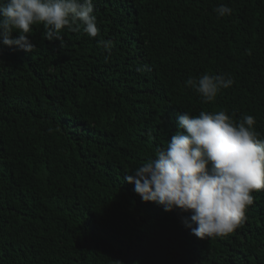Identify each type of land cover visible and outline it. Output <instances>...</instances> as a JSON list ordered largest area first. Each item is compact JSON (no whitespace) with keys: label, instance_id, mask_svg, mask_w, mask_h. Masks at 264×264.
Masks as SVG:
<instances>
[{"label":"trees","instance_id":"16d2710c","mask_svg":"<svg viewBox=\"0 0 264 264\" xmlns=\"http://www.w3.org/2000/svg\"><path fill=\"white\" fill-rule=\"evenodd\" d=\"M93 3L96 37L35 25L34 51L0 44V264H264V190L240 227L201 239L124 180L183 112L252 115L264 139V0ZM203 74L234 84L203 103L184 85Z\"/></svg>","mask_w":264,"mask_h":264},{"label":"clouds","instance_id":"9594fccd","mask_svg":"<svg viewBox=\"0 0 264 264\" xmlns=\"http://www.w3.org/2000/svg\"><path fill=\"white\" fill-rule=\"evenodd\" d=\"M214 12L224 17L232 9L220 4ZM35 25H43L48 41H62L64 29L90 37L99 34L93 0H0V44L34 51L28 34ZM100 43L110 50L111 41ZM233 84L227 74H203L184 82L203 103L213 102ZM255 124L252 115L236 122L224 110L178 114V131L167 146L157 148L154 158L124 180L134 185L142 201L190 213L183 223L198 238L232 233L246 219L251 193L264 190V139Z\"/></svg>","mask_w":264,"mask_h":264}]
</instances>
